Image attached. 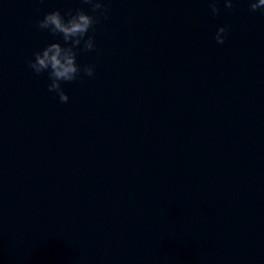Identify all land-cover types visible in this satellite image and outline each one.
I'll use <instances>...</instances> for the list:
<instances>
[{
    "label": "water",
    "instance_id": "water-1",
    "mask_svg": "<svg viewBox=\"0 0 264 264\" xmlns=\"http://www.w3.org/2000/svg\"><path fill=\"white\" fill-rule=\"evenodd\" d=\"M106 3L61 103L35 21L90 9L0 0V264H214L264 179V13Z\"/></svg>",
    "mask_w": 264,
    "mask_h": 264
},
{
    "label": "clouds",
    "instance_id": "clouds-1",
    "mask_svg": "<svg viewBox=\"0 0 264 264\" xmlns=\"http://www.w3.org/2000/svg\"><path fill=\"white\" fill-rule=\"evenodd\" d=\"M238 0H208V8L214 16L218 12V4L222 3L224 9L232 10ZM251 11L264 13V0H247ZM90 9L86 12L81 7L67 9L63 13L59 9H52L35 21L39 30H47L54 39L31 53L26 61L32 73L39 76L46 74L48 83L46 88L55 93L61 103L67 102L69 97L61 87L62 82H73L84 76L94 75L93 64H80L77 62L78 53L96 50L93 26L102 19H107L106 0H80ZM228 25L217 26L213 39L222 44L227 36ZM59 37V40L55 37Z\"/></svg>",
    "mask_w": 264,
    "mask_h": 264
}]
</instances>
